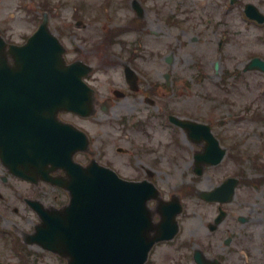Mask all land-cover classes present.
<instances>
[{"label":"rangeland","instance_id":"374dc122","mask_svg":"<svg viewBox=\"0 0 264 264\" xmlns=\"http://www.w3.org/2000/svg\"><path fill=\"white\" fill-rule=\"evenodd\" d=\"M57 1L48 6L50 30L65 46L67 62L80 58L92 65L90 83L98 90V99H102L105 92L112 88L108 85L109 81L115 82V86L119 88L117 84L122 79L121 61L126 63L125 51L130 46L143 47L141 59L136 64L143 77L142 90L161 83L160 73L172 70L178 81V91L175 96L169 93L166 98L169 110L180 118L207 123L222 147L226 148V156L219 166L208 167L200 177H196L191 159L196 148L193 147L192 151V146L181 133L178 136L186 149L184 156L180 161L168 163L167 156L171 154L168 151V133L159 127L155 128L166 120H163V115L158 113L156 107L146 105L140 112L132 114L129 109L133 105L132 100H121L110 113L98 112L91 121L80 123L90 134L96 135L95 139L98 141L94 147L101 153V160L110 163L121 176H139L131 171L139 165V160L134 159H143L144 147L151 146L152 151L146 160L156 170V184L166 193V198L171 193L180 195L184 207L179 219L181 233L173 242L156 247L150 255V261L155 264H181L187 260V238L191 231L196 230L193 234L199 240L207 241L205 225L213 219L216 212L212 205L199 201L198 193L214 188L225 178L240 171L246 179H243L236 197L238 195L242 198L243 205L242 209L233 210L232 215H250L251 220L243 225V233L250 236L254 251L250 249L247 252L252 259H256L258 249L263 248L261 237L264 239V185L254 189L249 186L252 184L244 183L252 181L249 179H264V171L259 170L264 163V75L256 71L242 73L241 69L251 55L264 58V25L257 27L239 15L246 3L257 6L259 2V7L264 12V0H242V6L232 8L230 12L226 11L227 7L221 0H177L173 3L154 0L155 4L158 1L168 3L163 6L167 14L173 12L175 5H172L175 3L177 18L188 19L180 20L187 25L166 32V37L162 38L160 34L164 32L157 31L155 6H152L146 17V24L149 25L146 30L126 31L115 38L110 47H99L103 36H97L96 33L94 35L93 27L99 23L92 19L97 17L104 20L100 5L77 3L79 10H83L87 17L93 15L91 19L83 18V23L80 24L85 27L83 30L74 22V2L57 5ZM150 3L153 5V0ZM13 5L14 3L0 4V32L7 34L9 40L20 42L38 26L35 11L41 10V5L21 2ZM11 7L13 12H10ZM208 17L212 18V23L209 27H203L202 24H206ZM126 21L120 17L109 25H125ZM220 21L223 25L219 27L217 24ZM181 28H187L186 33L183 34ZM189 28H192L190 32ZM69 29L73 31L72 36L62 33ZM226 31L230 34L229 40L226 48L219 53L217 45L222 32ZM191 34L199 40L191 43L188 38ZM166 39L172 41L175 64L165 69L162 63V57L165 56L162 43ZM112 59L115 67L110 64ZM196 65L206 75L204 80L198 82L194 81L198 74ZM147 129H151L148 130L149 138H144L138 131ZM148 142L150 144L144 146ZM117 148L123 149V152H117ZM136 148L140 149L136 151L138 156L135 154ZM127 149L130 150L129 154H124ZM171 150L173 151L172 148ZM235 157H239L240 163L234 161ZM2 170L0 166V175ZM17 188L22 190L24 187L10 179L5 184L0 182L1 193L9 201L12 200L15 206L18 203L11 191ZM55 195L58 197L55 198ZM49 199V204L60 207L65 204L66 195L50 190ZM12 207L13 205L0 201V264H65L58 257L36 246L22 248L20 242H15L21 240L22 233L31 231L35 216L28 210H20L16 214ZM230 207L234 209L235 206L232 204ZM245 240L243 238L242 244L246 249L248 244Z\"/></svg>","mask_w":264,"mask_h":264},{"label":"water","instance_id":"95a60500","mask_svg":"<svg viewBox=\"0 0 264 264\" xmlns=\"http://www.w3.org/2000/svg\"><path fill=\"white\" fill-rule=\"evenodd\" d=\"M42 31H45L44 25ZM48 37L49 46L45 51H39V47L31 42L14 53L15 62L24 64L19 66V71L24 70L20 74L4 65L0 59V78H11L8 83L0 84V88H9L6 91L0 89V94L12 93L11 88L17 86L14 79L20 84L28 80V86L35 87L29 89V93L37 94L35 89L38 88L39 93L46 94L40 101L48 106L51 118L62 110L89 115L92 111V92L80 79L85 69L77 71L74 64L65 65L62 46L56 38ZM1 104L0 109L9 108ZM2 117L8 119L6 115ZM175 122L180 126L198 127L200 134L213 143L211 152L218 151L217 141L207 126ZM3 125L11 127V123L5 122ZM54 132L53 127L46 131L51 141L54 140ZM74 135L80 136L78 133ZM55 149H59L58 144L46 150L50 163L53 162ZM28 152L22 150L21 156L25 157ZM31 152L35 160L36 153L34 150ZM223 154L224 151L219 150L216 160L211 162L217 163ZM32 156H28V159ZM68 169L73 172L66 184L70 192L69 205L60 213L47 214L40 230L44 236L40 241L44 248L66 257L67 264H143L156 240L170 238L159 236V232H155L153 239L148 238L154 226L146 202L155 197L156 192L149 194L141 184L118 180L100 168L89 169V172L78 169V166Z\"/></svg>","mask_w":264,"mask_h":264},{"label":"flooded vegetation","instance_id":"af4514ba","mask_svg":"<svg viewBox=\"0 0 264 264\" xmlns=\"http://www.w3.org/2000/svg\"><path fill=\"white\" fill-rule=\"evenodd\" d=\"M20 0H0V4H7V3H15L19 2ZM24 2H28V0H22ZM48 3H54L56 0H45ZM72 2L73 5L75 6V12L78 14L76 16L78 23L77 25H80L81 22L83 23V18H86V14L84 13L83 10H79L77 3H82V5H100V11L101 14L104 16L103 21H118V19L121 17L122 20H127L125 23V28L126 30H140L144 31L146 28H148L149 25L146 24V17L149 11V8L152 6H155V13H156V20L157 24L156 28L158 32H168L174 28L177 29L178 23L177 19H174L175 16L169 15L165 13L166 10H163V6H167V2H162L159 3L153 0V5L150 3V0H58L56 3L57 5H63V4H70ZM166 1V0H164ZM174 0H168V2H172ZM226 0H221V2L225 3ZM228 1V7L226 8L227 12H230L232 8L236 7H241L242 0H227ZM117 4V7H116ZM226 7V6H225ZM82 9V8H81ZM239 9V8H238ZM241 12V10H240ZM206 24H202V26H210V23H212V18L208 17ZM173 21V23H171ZM123 22V21H122ZM223 25V22L220 21L217 26ZM82 29L84 30L85 27L82 26ZM150 30V29H149ZM192 30V28H189V32ZM152 31V30H150ZM73 31L66 30L64 32L65 35L67 36H72ZM183 34L185 33L184 30L181 31ZM7 43L8 42L6 39L8 37L7 34L2 33L0 34ZM161 37H164V34H160ZM229 32H222V37L219 42L218 49L221 51L226 48L227 46V41L229 40ZM189 37V35H188ZM192 39L194 36L191 37ZM142 41V40H141ZM139 41V42H141ZM24 43L25 41H20ZM19 44V43H18ZM164 45L162 52L166 53L162 59V63L164 67L166 68L167 66L173 67L175 64V61H173L174 56L173 54V46L170 44L169 40H165L163 43ZM111 46V45H110ZM108 46V47H110ZM143 47H136V46H130L126 51H125V59H126V64L129 66L130 70L133 71V75H129V77H126L125 69L123 66V78L118 82L117 86L119 88L115 87V82L109 83L111 85V89L107 90V96L104 97L102 100L106 99L105 104L100 105L98 104V107L102 110L103 113L107 114L110 113V110L116 106V104L119 101H123L126 99H131L133 105L129 108L134 114L135 112L138 113L141 110L144 109V106H146L147 103L153 104V107H157V110H160V115L163 114V108L167 107V104L165 102L167 96L169 93H171V96H175L176 91H178V81L175 78L172 70L170 71H165L163 73H160V80L161 83H156L157 87H155V84L153 87H150L149 89L142 90V82H141V71L137 69L136 64L137 62L141 59V56L143 54ZM167 51V52H166ZM171 56V60L169 61L167 58L168 56ZM195 82H198L197 80H194ZM152 106V105H151ZM172 112V111H169ZM168 112V115H170ZM66 116V115H65ZM73 121L80 120L77 117H72ZM161 128L162 130L166 131L170 135H168V139L170 142L168 151H171L170 155H168V163L173 164V162L178 161V153H177V140H178V132L181 131L178 127L176 126H155V128ZM148 130V129H147ZM146 131V130H145ZM145 131L140 130L141 133H144ZM182 132V131H181ZM144 138H149L147 133H145ZM98 141V140H97ZM150 144L144 143V146ZM192 146V151L194 145L199 147L198 149L196 148V151H193L191 154V159H192V164L194 166V159L193 155L197 152L200 151L201 148L204 146L205 142H201L200 144H195L193 142L189 143ZM151 146H145L144 151L142 153L143 159H140L139 161V168L135 169L133 167V173L138 174L139 176H128V179H148L152 181L155 185L156 184V178H155V173L156 170L152 167L149 166L148 161L146 160L147 155L152 151ZM173 149V151L171 150ZM101 153L96 152V156L100 157ZM81 159H84L86 155H81L79 156ZM98 157V159H99ZM101 161V159H100ZM107 164V163H106ZM167 167V166H165ZM169 168V167H167ZM201 171L204 172L205 168L201 167ZM12 180L15 182H18L20 185L24 187L22 190H19L17 188L16 190L13 191L12 197L14 193L21 191L22 193H17L14 198L16 199V202L18 203V206L13 207L14 212H20V210H29V212H34L31 210V208L28 205V201H38L42 205H48V187L50 185L43 183V182H38L37 184H30L28 182H24L27 185H25L22 182H19V179L15 178L14 176L10 175L7 171L4 169L2 170V174L0 175V182L1 183H7L8 180ZM21 181V180H20ZM242 184V174L239 172L238 174V184L237 188ZM51 188V187H50ZM52 190H57L56 188H51ZM161 191V190H160ZM162 194V193H161ZM166 195V193L164 194ZM3 200V196L0 198V200ZM12 199V198H11ZM200 199V198H199ZM12 201V200H11ZM201 203H207L204 201L199 200ZM235 201V203H234ZM209 205H212L214 207V210L216 213H218L219 209H222L224 212L223 219L220 223L215 225V228L213 230H210L209 227L212 225V222L214 221L213 219L205 225V228L207 230L208 236L206 239L207 241L204 240H199L195 234V231H191L189 234V237L187 238V244H188V249L189 255L188 259L186 262L188 264H197L195 262V256H202L205 259L209 260V264H216V261H218L220 264H264V239L263 237L261 241L263 248L258 249L259 255L256 259H252L251 257L248 256L247 250L252 249L254 251V247L252 246V242L250 240V236L247 234L243 233V225L246 224L251 220L250 215H248L247 221L245 223H242V219L240 218L241 215H232L233 210L237 211L239 209H242V198H240L238 195L234 196V199L232 200L231 203H226V204H218V203H207ZM234 205V209H231V205ZM255 211V210H254ZM215 213V214H216ZM182 216V215H181ZM180 216V217H181ZM179 217V219H180ZM207 218V217H206ZM227 221V222H226ZM181 233V226L179 223V232L176 235V238L179 236ZM251 233V232H250ZM252 234V233H251ZM253 236V234H252ZM217 237V238H216ZM216 238V239H215ZM245 238L247 241V246L246 249L243 247L242 240ZM214 240V241H213ZM214 249H218L215 251ZM216 260V261H215Z\"/></svg>","mask_w":264,"mask_h":264}]
</instances>
